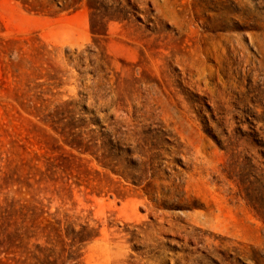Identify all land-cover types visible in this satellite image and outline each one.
I'll return each mask as SVG.
<instances>
[{
    "label": "rangeland",
    "instance_id": "374dc122",
    "mask_svg": "<svg viewBox=\"0 0 264 264\" xmlns=\"http://www.w3.org/2000/svg\"><path fill=\"white\" fill-rule=\"evenodd\" d=\"M5 199L65 264H264V0H0Z\"/></svg>",
    "mask_w": 264,
    "mask_h": 264
},
{
    "label": "trees",
    "instance_id": "16d2710c",
    "mask_svg": "<svg viewBox=\"0 0 264 264\" xmlns=\"http://www.w3.org/2000/svg\"><path fill=\"white\" fill-rule=\"evenodd\" d=\"M18 185L32 188L27 181ZM44 214L46 213L34 201L27 204L5 199L0 204V264H65L75 261L72 255L77 251L73 250L76 245L88 243L96 237L94 230L89 229L87 225L79 232H74L70 226L62 229L61 221L56 220L54 215H50L54 222L47 221L46 225L39 229V220ZM37 236L44 237L46 244L56 242L61 246L60 249L57 250L56 245L52 248H41L32 244L33 240H37ZM63 238L70 241L67 250ZM38 254H42V258ZM63 255H66L64 261Z\"/></svg>",
    "mask_w": 264,
    "mask_h": 264
}]
</instances>
